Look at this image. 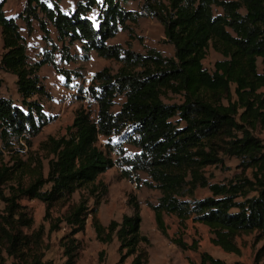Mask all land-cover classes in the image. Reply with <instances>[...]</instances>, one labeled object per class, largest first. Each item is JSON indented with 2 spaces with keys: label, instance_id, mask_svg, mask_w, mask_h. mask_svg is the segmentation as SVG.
Segmentation results:
<instances>
[{
  "label": "trees",
  "instance_id": "trees-1",
  "mask_svg": "<svg viewBox=\"0 0 264 264\" xmlns=\"http://www.w3.org/2000/svg\"><path fill=\"white\" fill-rule=\"evenodd\" d=\"M22 1V13L11 18L4 13L6 0H0V67L16 78L21 99L18 106L0 97V264H55L44 260L45 236L63 226L68 231L59 240L64 258L59 264H77L81 243L76 235L85 231L89 216L99 243L118 242V264L128 259L129 264H148L149 254L142 245L150 242L140 232L142 218L135 198L129 199L132 214L120 221L103 226L97 217L107 194V187L97 179L119 165L124 178L144 173L149 181L143 185L160 193L157 203L148 206L162 236L169 238L164 215L175 217L180 227L190 220L208 228L214 247L240 256L237 239L255 233L254 242H263L255 257L258 264L264 258V139L258 135L264 133V0H144L138 12L122 6L133 0H77L68 13L61 10L63 0ZM214 7L222 13L214 14ZM93 10L97 14L90 19ZM141 17L160 24L173 57L153 48L139 54L108 45L122 30L131 38L127 24H137ZM18 19L28 35L36 22L51 48L39 61L29 63ZM50 27L60 47L53 43ZM74 43L80 44L83 60L93 52L120 68L93 75L88 95L97 103L94 120L79 109L64 136L40 143L48 166L44 176L43 158L30 155L22 160L12 144L23 140L31 148V139L50 122L35 99L49 98L38 73L50 64L69 82L71 73L58 69L54 56L59 52L62 61H71L69 48ZM210 46L222 57L212 72L202 64ZM119 95L125 102L112 113ZM169 96L180 100L166 103ZM98 135L106 139V150L97 146ZM115 136L138 152L127 155L121 144L117 149L111 141ZM113 149L120 161L109 157ZM6 153L11 155L9 162ZM225 158L238 160L240 173L212 183L206 168L223 164ZM199 189L210 195L196 199ZM83 190L73 202V195ZM34 200L44 205L47 234L43 224L33 227L31 208L22 204ZM169 240L182 251L199 252L196 242ZM104 255L98 253L96 264H104ZM199 264L226 263L200 252Z\"/></svg>",
  "mask_w": 264,
  "mask_h": 264
},
{
  "label": "rangeland",
  "instance_id": "rangeland-1",
  "mask_svg": "<svg viewBox=\"0 0 264 264\" xmlns=\"http://www.w3.org/2000/svg\"><path fill=\"white\" fill-rule=\"evenodd\" d=\"M76 2L77 0H63L60 4L61 10L64 13L72 11ZM143 2L144 0H133L123 3L122 6L127 11L138 12ZM23 5L24 2L22 0H6L3 8L4 13L8 17L17 18L22 13ZM213 13L221 14L222 12L220 9L214 7ZM96 14L97 11L93 10L88 14V17L91 19ZM16 22L19 26L20 34L25 39L29 63L39 61L42 55L50 51L51 48L42 40L38 24L36 22L33 23L34 31L31 35H28L23 22L19 19ZM127 26L132 32L131 38L128 36L127 30H122L113 39L108 41V45H120L124 49H131L139 54H145L148 48H153L164 57H173V48L164 43L163 29L158 22L148 17H141L137 24L128 23ZM50 30L53 43L60 47V44L56 41L54 30L51 27ZM2 52L0 34V56ZM69 54L72 57V60L69 62L62 61L59 52H56L54 56L57 68L71 73L69 82H66L65 77L50 64L42 66L38 73L49 98L36 97L35 99L42 104L46 116L50 118V122L42 128L36 137L31 139V148H26L23 140L13 141L12 144V149L18 151L16 154L22 160H26L30 155L32 157L43 158L44 176L47 175L48 166L47 161L44 160L45 154L39 150L40 143L45 142L48 138L58 139L64 136L66 128L72 124L77 110L85 109L91 113L95 112V103L91 102L88 92H85L82 86H84V83H89V87H92L93 75L105 68L111 73H116L120 68L119 63L99 58L93 52L88 56V60H83V53L80 50L79 43H74L69 48ZM221 59L220 54L210 46L207 50L206 58L202 62L203 68L208 72H212L215 62ZM261 67V60H258V69L260 70ZM0 79L2 80L0 97L10 99L15 105L20 106L21 99L17 93L16 78L0 67ZM85 99L87 100L86 103L84 102ZM179 100V97L169 96L164 101L172 104L178 103ZM124 102V96H116L111 109L112 113H117ZM258 135L261 139H264V133L259 132ZM111 141L112 145L117 149H119L118 144H121L122 149L127 155L138 152L134 147L121 143L116 136ZM105 144L106 142L102 140L101 143L98 142L97 146L105 149ZM10 157L11 155L6 153L5 161L9 162ZM237 165L238 160L225 158L223 164L217 167H208L205 172L212 183H221L240 173ZM247 174L250 176L251 172L248 171ZM143 181H149L144 173H136L134 178L128 179L124 178L116 167L100 175L97 182H101L107 187V194L102 198L101 205L97 208V217L103 226H107L112 220L120 221L123 215L132 214L129 199L130 197L135 198L139 203L142 218L140 232L150 242L149 246L142 245L149 254L148 264H199L200 252H206L215 258L223 260L226 264H255L257 251L263 245V242H254L255 233L237 239L241 255L235 256L223 253L219 248L214 247L210 243L211 235L207 227L193 224L190 220L186 222L185 226L180 227L175 217L164 215L165 230L168 237L180 238L187 244L196 242L199 252L182 251L177 248L170 242L169 238L162 236L156 226L153 212L148 206L149 204L155 205L157 203L160 193L157 190L145 187ZM84 192L85 190L76 192L72 197V201L77 202L80 195ZM209 195L206 189H199L195 193V198L201 199ZM22 204L31 208L34 218L33 227L37 228L40 224H43L47 234L48 223L43 222L44 205L37 200L30 202L22 201ZM89 206L91 208L94 207L93 199H90ZM2 207L3 204L0 203V209ZM53 215L57 216L58 210L55 209ZM91 219V216H89L86 221L85 231L76 235V239L81 243V252L77 264H96L100 251L105 252L104 264H118V242L114 239L112 243L107 245L99 243L95 238ZM67 231V227L63 226L59 232L45 236V261L51 260L55 264L64 261L62 250L59 247V240ZM130 261L131 259H128L124 264H129ZM258 264H264V258Z\"/></svg>",
  "mask_w": 264,
  "mask_h": 264
},
{
  "label": "built area",
  "instance_id": "built-area-1",
  "mask_svg": "<svg viewBox=\"0 0 264 264\" xmlns=\"http://www.w3.org/2000/svg\"><path fill=\"white\" fill-rule=\"evenodd\" d=\"M82 88H83V90L86 92H88L89 91V83H84V86H82ZM90 98V97H89ZM94 102L95 103V107H96V111L95 112H93V113H91V112H89L88 111V113L90 114V119H92V120H94L95 118H96V113H97V103L94 101V100H92L91 99V102ZM84 102L86 103L87 102V100L85 99L84 100ZM87 111V110H86ZM97 139H98V142L99 143H101L102 142V140L103 141H105L106 142V139L103 137V136H101V135H98V137H97ZM107 144V143H106ZM105 144V145H106ZM109 157L114 161V162H116V161H120L121 160V157H120V155H119V153L116 151V150H110L109 151ZM116 168H118V171L120 172V173H122V171H123V165L122 166H115Z\"/></svg>",
  "mask_w": 264,
  "mask_h": 264
}]
</instances>
